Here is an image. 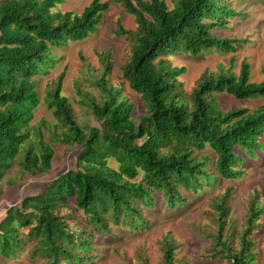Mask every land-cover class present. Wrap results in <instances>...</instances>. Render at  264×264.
I'll use <instances>...</instances> for the list:
<instances>
[{
    "label": "trees",
    "instance_id": "16d2710c",
    "mask_svg": "<svg viewBox=\"0 0 264 264\" xmlns=\"http://www.w3.org/2000/svg\"><path fill=\"white\" fill-rule=\"evenodd\" d=\"M64 0H0V196L25 179L50 173L54 144L76 149L68 169L27 191L0 218V264L25 257L39 264H89L95 244L112 236L113 226L142 231L148 211L161 200L177 210L184 191L198 192L218 180H236L242 153L264 156V79H251L243 58L238 72L220 64L205 69L189 92L184 65L167 57L198 56L214 49L236 52L247 39L215 33L246 15L230 0H113L132 15L135 28L120 22L114 31L127 41L121 80L111 79L113 58L98 53L101 71L94 78L99 96L77 86L86 120L80 121L63 94V69L49 83L44 101L54 121H34L40 103L36 76L46 74L57 58L52 48L87 38L97 31L107 0H91L81 12L60 10ZM264 75V65L261 68ZM141 98L135 113L122 83ZM219 93L239 100L261 98L255 107L223 109ZM88 115L91 119L88 118ZM97 125H92L91 121ZM234 187L211 196L205 229L195 232L208 244L197 257L221 264H257L254 250L264 216V199L255 189L241 222L230 215ZM160 264L176 259L169 235L159 241ZM93 252V253H92ZM137 264L148 259L137 254ZM123 264H135L122 256Z\"/></svg>",
    "mask_w": 264,
    "mask_h": 264
},
{
    "label": "rangeland",
    "instance_id": "374dc122",
    "mask_svg": "<svg viewBox=\"0 0 264 264\" xmlns=\"http://www.w3.org/2000/svg\"><path fill=\"white\" fill-rule=\"evenodd\" d=\"M91 0H64L58 6L60 10H72L81 12ZM109 1V9L104 13L103 19L96 32L87 38L78 41H69L65 46L52 48L53 55L57 58L56 64L48 68L46 74L36 76L37 89L39 91L40 103L34 110V121L38 122L45 118L47 121H54L51 111L46 107L44 96L49 83L65 69L63 81V94L66 95L80 121H87V111L81 103V97L77 93V86L84 92L99 96L100 90L93 84L94 78L98 77L101 71V62L98 53L109 51L113 58V68L111 79L113 83L121 80V64L126 54L127 41L123 36L115 34L116 24L125 28L133 29L136 24L132 15L126 13L121 6ZM234 7L246 13L241 18H234L226 28H218L215 33L221 37L245 38L246 44L236 52L220 53L214 49L202 52L198 56L189 54H178L167 57L172 65L186 66V72L181 76L184 89L189 92L200 74L205 70L215 72L220 64L225 67H232L238 72L241 60L247 58L251 64V79L261 81L264 75L261 68L264 65V0H230ZM171 5L172 0H165ZM124 94L134 103V112L139 113L144 110L141 98L132 91L127 82L122 83ZM218 100L223 109L244 106L255 107L262 102L261 98L239 100L227 93H219ZM88 118L90 116L88 115ZM92 125L96 122L90 120ZM55 156L53 158V168L48 175L40 179H25L14 188H7L0 196V218L4 211L11 204H18L27 191L35 189L41 182L51 179L58 172L66 170L70 166L73 152L76 149H68L65 146L54 144ZM244 161L239 167L244 170V175L236 180H218L213 187H204L198 192L184 191L187 201L177 210L169 208L162 200L154 210L148 211L151 219L147 228L140 231H133L126 226H113L112 236L101 239L95 244L96 250L92 263L89 264H123L122 256L133 259L137 264L138 253L148 259V264H160L162 252L160 250V240L164 235L173 238L176 245V259L184 260L187 264H221V261H203L197 255L203 252L208 241L199 236L194 226L205 229L209 222L204 217V211L208 209V200L211 196L224 191L225 187H234L233 199L231 200L230 215L238 222L246 209L249 195L257 189L264 199V156L250 158L242 153ZM257 264H264V216L262 218L258 233L255 235ZM92 252V253H93ZM15 264H39V260L29 261L25 257L16 259Z\"/></svg>",
    "mask_w": 264,
    "mask_h": 264
}]
</instances>
